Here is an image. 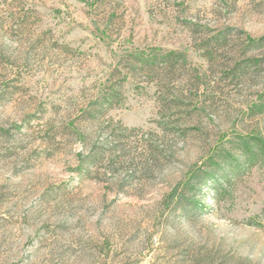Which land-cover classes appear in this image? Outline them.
<instances>
[{"label":"rangeland","instance_id":"1","mask_svg":"<svg viewBox=\"0 0 264 264\" xmlns=\"http://www.w3.org/2000/svg\"><path fill=\"white\" fill-rule=\"evenodd\" d=\"M261 38L264 0H0V264H264ZM172 53L169 107L130 62Z\"/></svg>","mask_w":264,"mask_h":264},{"label":"trees","instance_id":"2","mask_svg":"<svg viewBox=\"0 0 264 264\" xmlns=\"http://www.w3.org/2000/svg\"><path fill=\"white\" fill-rule=\"evenodd\" d=\"M198 29H192L193 33L197 31ZM230 30L226 29L225 31H222L220 34L215 35L214 37H210L206 41H201V47L205 48L207 50V57L210 63L214 62L216 58V54L214 50H218V48H221L222 50H228L229 46H231V40H230ZM248 43L246 46L241 47L242 54H246L249 50H255L262 48L264 46V38L261 39H249L247 40ZM236 48V46H235ZM132 60L130 62V65L132 66L131 69L135 72H141V73H147L148 75H152L157 80H159L160 84L162 85V88L165 91V94L171 97L169 100L168 98L164 99L165 105L171 107L178 103L180 100L177 96H173L171 93L172 91V85L175 82V80H179L184 75V71H187V62L185 58L180 55H177L172 53L169 55H161V54H155L154 56L150 57H144L142 55H131ZM264 62L263 59H256L251 58L247 59L246 61H240L235 65V73L239 70L240 73L246 74L247 71H253L255 75L264 74V66L262 65ZM187 69V70H186ZM190 72V71H188ZM192 76L196 77L195 83L197 84L199 82L198 72L197 70L193 69L191 71ZM179 76V77H178ZM183 79V78H182ZM181 82L183 84L185 83V86L188 88H192L195 86V83L189 79H183ZM114 98V97H113ZM173 102V103H172ZM94 106L90 107L85 112V118L91 121L97 120L102 114H104L105 108L103 104L99 102V100L95 101ZM253 110L258 112L264 111V102H259L253 105ZM256 109V110H255ZM101 151V150H100ZM222 166V165H220ZM218 170V169H217ZM219 172V170H218ZM196 181L195 185L191 186V189H196L198 184H202L205 180V175L202 172H197L195 175ZM180 208L183 209V212H188L191 210L192 201L189 198L183 199L182 203L179 205Z\"/></svg>","mask_w":264,"mask_h":264}]
</instances>
